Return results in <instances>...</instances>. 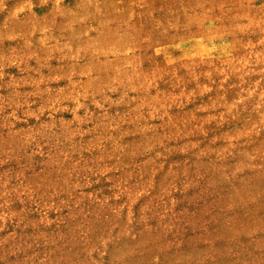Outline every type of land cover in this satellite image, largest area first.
Wrapping results in <instances>:
<instances>
[{"label":"rangeland","instance_id":"1","mask_svg":"<svg viewBox=\"0 0 264 264\" xmlns=\"http://www.w3.org/2000/svg\"><path fill=\"white\" fill-rule=\"evenodd\" d=\"M0 264H264V0H0Z\"/></svg>","mask_w":264,"mask_h":264}]
</instances>
